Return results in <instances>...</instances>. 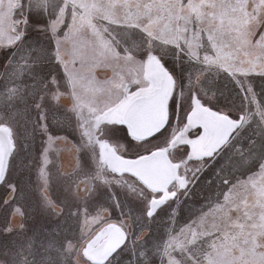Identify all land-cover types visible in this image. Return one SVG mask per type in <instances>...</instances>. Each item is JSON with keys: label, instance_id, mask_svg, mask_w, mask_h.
I'll return each instance as SVG.
<instances>
[{"label": "rangeland", "instance_id": "rangeland-1", "mask_svg": "<svg viewBox=\"0 0 264 264\" xmlns=\"http://www.w3.org/2000/svg\"><path fill=\"white\" fill-rule=\"evenodd\" d=\"M134 2L0 0V126L10 129L14 144L0 184V264H190L185 256L190 228L197 230L198 245L216 241L214 260L264 264V256L252 252H264V169L244 175L259 159L249 152V141L256 140L258 152L261 140L254 135L260 131L253 127L255 118L229 141L234 124L207 153L197 132L201 126L190 117L197 103L220 108L221 114L238 112L243 96L230 77L222 75L191 110L178 95L175 115L170 109L173 82L163 127L170 119L172 126L163 140H152L155 133L137 138L125 124L103 118L127 95L151 85L150 60L164 66L163 56L145 57L131 42L143 38L137 29L112 22L123 21ZM152 2L159 6L153 14L167 18L158 32L162 41L184 37L198 51L208 45L206 29L212 21H223L238 54L225 62L247 73L264 69V34L259 43L252 42L264 33V0H192L190 7H185L187 0ZM154 45L153 51L161 47ZM236 75L245 91L252 85L264 105L261 77ZM248 100L251 112L252 93ZM115 128L120 131L114 136ZM106 143L126 158L168 149L177 176L166 190L153 189L132 172L111 168ZM224 144L227 150L218 152ZM217 168L223 169L220 175L214 174ZM225 176L240 179L226 189L220 183ZM108 187L113 200L106 198ZM147 210L156 214L151 225ZM198 211L192 224L183 223ZM238 219L243 229L231 226ZM115 224L125 232L123 243L105 260L92 258L93 240L95 245L104 239Z\"/></svg>", "mask_w": 264, "mask_h": 264}, {"label": "snow or ice", "instance_id": "snow-or-ice-1", "mask_svg": "<svg viewBox=\"0 0 264 264\" xmlns=\"http://www.w3.org/2000/svg\"><path fill=\"white\" fill-rule=\"evenodd\" d=\"M191 4L192 0H187L185 7H190ZM158 8L159 6L153 4L152 0H135L134 3L127 5V15L123 21L115 20L112 22L124 24L130 28H135L142 34V40L130 39L137 48L144 52L145 57L149 54L156 55L158 58L161 56L164 57L161 59V63L165 66V70L169 73L175 85L173 96L170 101V109L173 115H175L177 110L178 95L187 99L189 103V110H191V106L194 103L202 102V97L205 95L207 88L220 84L222 75H227L232 79L237 90L243 96V106L235 114H233L231 110L222 112L223 115L228 116L229 119L232 120L235 125H237V128L234 129L232 134L229 136V141L233 140L238 132L243 131V128L240 127L241 125L247 126L251 124L254 118L256 120V124L253 125V127L260 129V131L254 134L261 138L260 144L258 146V152L256 151V140L252 139L249 141V152L254 156H259V159L256 160L254 167L248 168L247 172L244 173L245 176L251 177L257 168L264 169V105L261 104L260 99L256 95L251 84L248 85V88L245 91L240 80L237 78L236 73H240L242 75L251 74L259 76L261 77V83L264 84V69L253 68L251 73H247L246 71H241L239 68L234 69L225 62V58H231L235 60L238 54L234 53L233 46L227 39L228 30L224 27L223 21H220L219 23H217L215 20L212 21L210 26L206 29L208 33V45L207 47L201 45V50L198 51H193L184 37H180L179 40L172 43L162 41L158 35V32L160 30V25L167 23V18L162 17L159 14H153V10ZM210 15L214 16L215 14L210 13ZM184 31L186 32L187 29H184ZM262 34L264 33L258 32L256 38L252 42L259 43L260 35ZM154 41L161 45L158 51H153L155 47ZM117 54L119 55V53ZM128 55L130 56L131 53L129 52ZM245 55H247V53H245ZM248 93H252L253 111L251 112H248ZM213 111L221 112L222 110L213 106ZM246 112L248 113L247 120L245 119ZM171 126L172 121L170 119L168 124L162 129L158 130L157 133L151 137V139L163 140L165 134L169 133ZM119 131L120 129L115 128L112 130V134L115 136L119 133ZM123 131L125 136H127L126 127L123 128ZM204 131L205 129L203 127L197 128L198 133L202 134ZM227 148L228 144H224L221 145V148L217 149V151H226ZM147 151L149 150H146V152ZM242 159L244 158L242 157ZM222 171V168H217L214 174L220 175ZM235 171L239 172L240 170L236 169ZM239 179L240 177L237 176L236 180ZM236 180H229V178L225 176L224 179L220 181V183L223 184L226 189H228L230 186L236 183ZM207 182L209 184L212 183L210 177ZM223 195L224 193H217L218 198ZM114 197L115 193L110 187H108L106 198L113 200ZM244 203L247 204V200H245ZM115 206L117 208L120 207L118 200H115ZM200 211L190 215L183 223L188 225L192 224L195 220V216L199 215ZM72 215H77V209H73ZM145 215L148 217L149 225H151L156 214L151 210H147ZM177 215H179V213H177ZM245 216H248L247 212H245ZM106 219H110V217ZM231 226L234 228L243 229L245 225L238 219L233 221ZM227 234V232L224 233L225 236H227ZM197 235L198 233L195 228L189 229V237L187 239L189 247L185 253V256L190 264H231V262L217 261L212 259L214 253L219 254L216 241H213L207 247H203L197 244ZM252 252L254 254L264 256V252L257 253L256 248H253Z\"/></svg>", "mask_w": 264, "mask_h": 264}, {"label": "bare ground", "instance_id": "bare-ground-1", "mask_svg": "<svg viewBox=\"0 0 264 264\" xmlns=\"http://www.w3.org/2000/svg\"><path fill=\"white\" fill-rule=\"evenodd\" d=\"M147 75L152 82L149 87L127 95L119 104L103 116L104 119L114 120L128 125L130 133L141 139H145V136L161 124L164 125L166 123L168 116L167 100L173 90L171 76L165 70V67L155 58L150 60L148 64ZM196 108L190 117L196 120L198 124L203 125L205 135L200 144L203 152L208 153L227 136L234 123L228 116L215 112L200 103H197ZM192 142L194 143L193 140ZM13 146L10 129L5 126H0V164L1 157L4 154L7 156L8 149L9 152L12 151ZM4 149H6L5 153H3ZM103 150L111 168L119 172H132L153 189L166 190V186L177 176V164L172 163L168 159L165 148L150 152L149 154L153 153L155 156H153L151 162H145L142 168H140V164L136 163L135 158L137 157H123L107 143L104 144ZM149 154L139 157L140 159H144ZM2 165L3 167L0 168L1 174L6 165L5 161L2 162ZM108 227L109 232L105 238H101L95 245L92 243L89 247L88 253L94 259L105 260L107 256L106 250L116 247L125 238V232L116 224Z\"/></svg>", "mask_w": 264, "mask_h": 264}, {"label": "water", "instance_id": "water-1", "mask_svg": "<svg viewBox=\"0 0 264 264\" xmlns=\"http://www.w3.org/2000/svg\"><path fill=\"white\" fill-rule=\"evenodd\" d=\"M199 126H201V127H203V125L202 124H198ZM127 126V128L129 129V126L128 125H126ZM164 125L163 124H161L159 127H157L154 131H152L150 134H148L147 136H145V138L146 137H148V136H151V135H153L154 133H156L158 130H160L162 127H163ZM204 128V127H203ZM232 130V129H231ZM231 132V131H230ZM205 135V131L201 134V137L200 138H202L203 136ZM198 142L199 141H197L196 143L198 144ZM196 143H195V147H196ZM188 146H189V148H190V152L192 153L193 151H192V148H191V145H190V143H186ZM5 151H6V149H4V152L3 153H5ZM10 153H11V151L9 152V149H8V154H7V156H5V154H4V156H2L1 157V164H0V168H2L3 167V165H2V162L3 161H5V163H6V165H5V168H4V170H3V172H2V174H1V171H0V184L2 183V181L4 180V178H5V175H6V171H7V166H8V161H9V157H10ZM153 156H155L153 153H151V154H149L148 155V157H145L144 159H140V157H137V158H135L136 159V163L137 164H140L139 166H140V168H142V167H144V166H142L145 162H151V160H153ZM167 156H168V159H170V157H169V154H168V149H167ZM134 159V160H135ZM135 175V174H134ZM137 176V175H136ZM139 178V177H138ZM170 185V184H169ZM168 185V186H169ZM158 191H164V189H161V190H158ZM109 228H107V233L109 232V230H108ZM100 235H101V233H100ZM100 238V236L98 237V239ZM94 241V243L96 242L95 241V239L93 240ZM124 241V240H123ZM93 243V244H94ZM123 243V242H122ZM122 243H120L119 245H117L116 247H114V248H109V249H107L106 250V253H107V256H106V259L122 244Z\"/></svg>", "mask_w": 264, "mask_h": 264}]
</instances>
